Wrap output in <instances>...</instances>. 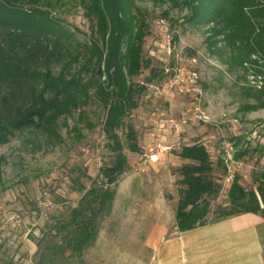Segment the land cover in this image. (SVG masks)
Returning <instances> with one entry per match:
<instances>
[{
	"label": "rangeland",
	"instance_id": "rangeland-1",
	"mask_svg": "<svg viewBox=\"0 0 264 264\" xmlns=\"http://www.w3.org/2000/svg\"><path fill=\"white\" fill-rule=\"evenodd\" d=\"M135 1L150 27L144 56L153 67L161 69L159 45L165 28L182 59L197 60L204 108L212 121L189 126L183 144L204 143L216 161L223 139H239L237 153L251 151L241 158L246 166L239 176L246 188H253L254 173L264 170V94L259 101L255 92L264 90V57L252 56L257 63L247 64V69L233 67L224 37L209 41L213 24L189 23L186 0ZM65 3L49 8L50 14L75 33L76 42L89 40L91 22L81 0ZM150 69L144 68L136 82L162 80L159 73L149 82ZM167 98L146 90L139 107L126 118L135 126L141 151L125 149L129 168L113 186L116 196L96 241L80 256L55 250L54 241L61 237L54 238V226L78 205L82 192L77 182L87 188L104 183L101 170L113 156L103 130L104 110L91 103L84 110V120L78 122L77 115L68 118L67 126L62 123V141L55 146L29 132L16 133L0 145V205L11 219L4 228L0 220V264H40L43 256L45 264H189V231L181 232L176 220L182 160L174 153L158 164L143 163L146 148L154 143V133L168 114L180 115L192 107L186 97ZM90 121L92 128L87 125ZM120 133L124 138L125 133ZM227 206V195H219L212 202L209 223L216 222L219 211Z\"/></svg>",
	"mask_w": 264,
	"mask_h": 264
},
{
	"label": "trees",
	"instance_id": "trees-1",
	"mask_svg": "<svg viewBox=\"0 0 264 264\" xmlns=\"http://www.w3.org/2000/svg\"><path fill=\"white\" fill-rule=\"evenodd\" d=\"M64 4L65 0H0V145L16 133L29 132L55 146L62 141L68 118L77 115L78 122L84 120L91 103L104 110L103 130L113 154L101 170L104 183L87 188L77 182L82 192L78 205L54 226V238L61 237L54 241L55 250L80 256L96 241L116 196L113 186L129 168L125 149L141 151L134 124L125 121L147 90V83H137L136 78L144 68H151L149 82L159 73L163 78V73L162 65L158 70L144 56L151 32L135 0H81L91 22L90 38L83 43L76 42L75 33L48 10ZM186 5L190 24H213L209 41L224 37L233 67L247 69V64L257 63L252 56L264 57V0H189V5L186 0ZM255 92L260 101L264 90ZM87 125L94 126L91 121ZM74 129L79 132L78 124ZM250 152L246 148L236 156L244 158ZM177 155L182 160V187L176 220L179 230L186 232L209 223L226 166L221 157L214 161L202 142L185 144ZM253 182L248 189L236 176L228 206L219 211L217 221L243 214L264 218V170L254 173ZM39 263H46L44 256Z\"/></svg>",
	"mask_w": 264,
	"mask_h": 264
},
{
	"label": "built area",
	"instance_id": "built-area-1",
	"mask_svg": "<svg viewBox=\"0 0 264 264\" xmlns=\"http://www.w3.org/2000/svg\"><path fill=\"white\" fill-rule=\"evenodd\" d=\"M164 24V21H161ZM160 48H162V73L163 78L157 82L147 83V90L161 96H167L172 100V95H180L190 99L192 107L180 115L168 114L154 133L152 144L146 148L143 154V163L152 165L161 163L168 156L175 155L184 146V135L189 128L196 123H210V115L204 108L205 89L199 70L196 66V58L187 61L182 59L176 51L174 41L168 29H163L160 35ZM170 96V97H169ZM221 158L226 166V173L222 180L221 195H228L229 189L236 176L242 171L246 163L244 159L237 158V148L234 141L223 139L221 143ZM0 220L2 227L11 220L4 207L0 205ZM17 223L18 220L12 218Z\"/></svg>",
	"mask_w": 264,
	"mask_h": 264
},
{
	"label": "crops",
	"instance_id": "crops-1",
	"mask_svg": "<svg viewBox=\"0 0 264 264\" xmlns=\"http://www.w3.org/2000/svg\"><path fill=\"white\" fill-rule=\"evenodd\" d=\"M189 264H264V219L243 214L189 231Z\"/></svg>",
	"mask_w": 264,
	"mask_h": 264
}]
</instances>
